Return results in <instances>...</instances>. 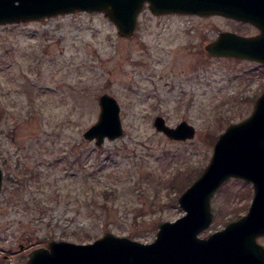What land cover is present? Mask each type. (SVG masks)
I'll return each instance as SVG.
<instances>
[{
	"label": "rangeland",
	"instance_id": "374dc122",
	"mask_svg": "<svg viewBox=\"0 0 264 264\" xmlns=\"http://www.w3.org/2000/svg\"><path fill=\"white\" fill-rule=\"evenodd\" d=\"M223 31L257 33L219 15L148 6L132 37L100 12L0 24V264H27L51 240L90 243L106 232L151 243L161 222L186 213L180 196L264 91V63L207 52ZM104 93L120 103L124 134L97 146L84 132ZM158 115L189 122L195 137L169 138ZM253 195L252 183L230 179L201 236L245 215Z\"/></svg>",
	"mask_w": 264,
	"mask_h": 264
},
{
	"label": "water",
	"instance_id": "95a60500",
	"mask_svg": "<svg viewBox=\"0 0 264 264\" xmlns=\"http://www.w3.org/2000/svg\"><path fill=\"white\" fill-rule=\"evenodd\" d=\"M148 6L155 15H219L250 23L256 36L223 31L205 49L213 56L250 59L264 63V0H0V24L42 20L76 11L100 12L122 37H132ZM100 114L84 138L97 146L124 134L121 106L116 97L99 98ZM156 129L174 140H188L196 128L187 121L170 126L158 115ZM250 182L254 195L248 212L223 229L201 236L214 220L212 198L230 179ZM4 173L0 166V192ZM186 213L159 224L156 239L144 243L106 232L90 243L51 240L34 249L27 264H264V91L252 113L231 123L216 140L209 164L180 196Z\"/></svg>",
	"mask_w": 264,
	"mask_h": 264
},
{
	"label": "flooded vegetation",
	"instance_id": "af4514ba",
	"mask_svg": "<svg viewBox=\"0 0 264 264\" xmlns=\"http://www.w3.org/2000/svg\"><path fill=\"white\" fill-rule=\"evenodd\" d=\"M231 20H234V19H231ZM234 21H237V20H234ZM238 22H241V21H238ZM242 23H245V22H242ZM245 24H248V25H250V26L255 27L256 30H257V33H255V34H248V33L242 34V33H238V32H236V33H238V34H240V35H244V36H256V35H259V34H260L261 31H260L259 28H257L256 26H254V25H252V24H250V23H245Z\"/></svg>",
	"mask_w": 264,
	"mask_h": 264
}]
</instances>
